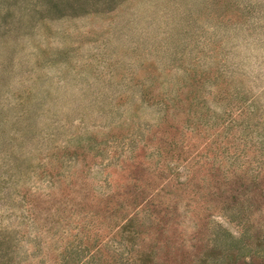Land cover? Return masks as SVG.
<instances>
[{
  "label": "rangeland",
  "instance_id": "1",
  "mask_svg": "<svg viewBox=\"0 0 264 264\" xmlns=\"http://www.w3.org/2000/svg\"><path fill=\"white\" fill-rule=\"evenodd\" d=\"M125 263L264 264V0H0V264Z\"/></svg>",
  "mask_w": 264,
  "mask_h": 264
},
{
  "label": "trees",
  "instance_id": "2",
  "mask_svg": "<svg viewBox=\"0 0 264 264\" xmlns=\"http://www.w3.org/2000/svg\"><path fill=\"white\" fill-rule=\"evenodd\" d=\"M193 172H194V171H193ZM189 194H190V195H196V192H194V193H192V194L189 193ZM137 213H138V212H137ZM139 214H140V213H138L136 216H139ZM144 215H145V217L147 216V218L150 219V218H149L150 214H149V212H148L147 210L144 211ZM145 217H144V218H145ZM150 217H151V216H150ZM140 219H141V215H140ZM145 255H147V254H146V253L144 254V252L139 253L138 256H137V259H138L137 261H139V262L142 263V262L144 261V259H143L144 257H143V256H145ZM125 264H127V263H125ZM128 264H132V263H128Z\"/></svg>",
  "mask_w": 264,
  "mask_h": 264
}]
</instances>
